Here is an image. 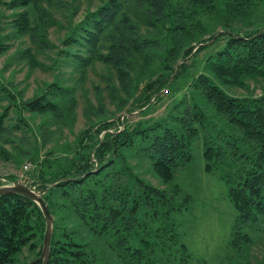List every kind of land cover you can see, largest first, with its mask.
Segmentation results:
<instances>
[{
    "label": "trees",
    "instance_id": "16d2710c",
    "mask_svg": "<svg viewBox=\"0 0 264 264\" xmlns=\"http://www.w3.org/2000/svg\"><path fill=\"white\" fill-rule=\"evenodd\" d=\"M86 2L75 20L80 0H0L12 30L0 31V56L18 46L17 62L27 67L21 86L0 80V158L12 159L9 143L16 162L24 154L35 162L32 182L22 183L42 192L53 218L47 264H189L171 214L193 202L175 177L196 140L203 169L226 184L237 212L229 246H253L264 223V87L255 94L264 80V0ZM53 9L67 18L59 45L49 38L63 26ZM212 38L210 46L224 42L188 74L209 43L194 47ZM47 51L48 65L39 59ZM98 64L107 71L93 85L97 104L87 101L86 126L74 133L79 96ZM63 65L74 75L63 76ZM39 68L52 79L24 97L25 80ZM168 96L164 113L148 116ZM31 115L43 117L33 153L15 144L16 131L32 130ZM52 138L63 144L47 147ZM45 227L31 199L0 195V264H14L24 249L31 257L20 264L39 257Z\"/></svg>",
    "mask_w": 264,
    "mask_h": 264
},
{
    "label": "rangeland",
    "instance_id": "374dc122",
    "mask_svg": "<svg viewBox=\"0 0 264 264\" xmlns=\"http://www.w3.org/2000/svg\"><path fill=\"white\" fill-rule=\"evenodd\" d=\"M82 8L76 14L75 20H77L82 13V10L87 5V0H80ZM96 1H94L95 3ZM54 10L55 16L63 26L51 28L49 30V38L55 44L59 45V40L67 32L66 25L67 18L60 10ZM10 10L4 9L0 5V31L2 34H9L12 32L10 16ZM23 39V45L28 44L27 38ZM224 40L218 41L217 44L201 50L195 57L194 62L189 61L192 65L189 67L188 74L198 70L202 64L206 54L213 51L218 46L223 44ZM16 45V44H15ZM13 46L9 49L5 56H0V70L3 68L5 59L9 60L10 65L0 76V80L6 84H20L27 73V67L23 62H17L15 56V48ZM50 56H53V52L47 51V55H39V59L48 65L50 63ZM94 70L89 71L88 80L84 87L87 89L85 97L79 96V103L76 109V122L73 127V132L76 133L79 129L86 126V119L84 117L85 105L91 102L93 106L97 104V98L93 91V85L100 82L99 72H106L107 69L98 66L94 67ZM61 74L63 76H69L72 72L70 65H63L61 68ZM52 79V72L44 69H35L34 72L25 81L26 90L24 97H31L34 89L40 83L50 81ZM70 80H68L69 82ZM255 84V94L261 93L262 87H264V80ZM12 83V84H11ZM253 86V82H250ZM21 86V84H20ZM248 92L242 89H236L235 94L246 95ZM105 95V94H104ZM106 97V96H105ZM169 96L164 98L161 102L155 105V109L151 111L148 116H159L164 113L165 105L169 101ZM89 100V101H88ZM88 101V102H87ZM106 108L114 110V105L105 99ZM171 103V101L169 102ZM29 118V114L24 113ZM29 124L32 128L27 131H16L18 145L30 153L34 152V145H39V136L37 142L34 141V132L40 126V122L43 119L41 115H31ZM138 115L136 112L131 114V120H136ZM119 123H117L118 125ZM69 140L73 139V134H69L68 130H65ZM33 133V135H32ZM48 134V131H45ZM47 147H57L62 145L61 141L58 142L56 138L47 143ZM4 147L12 155L11 160H4L0 158V184H3L5 178L16 175L21 182H32V170L35 169V162L28 158V155L24 154L19 161H15V151L11 148L9 143H5ZM45 149L41 148L38 153L39 160L43 158ZM60 152V151H59ZM58 152V153H59ZM200 141L196 140L193 143L192 159L185 165L181 166L176 171L175 181L187 192L191 193L193 202L191 206L183 211L173 212L171 219L178 224V230L181 233V239L187 246V251L191 255V261L189 264H264V223H262V229L254 235L255 244L253 246L243 247L241 250L236 251L229 246V240L232 237L233 224L235 222L237 212L233 208L229 198L227 196L226 184L217 178L215 172H206L203 169V158ZM16 157V156H15ZM17 158V157H16ZM26 166V167H25ZM261 224V223H260ZM245 230V228H244ZM253 236V235H252ZM243 245V244H242ZM20 259L14 264H20L26 257H31L28 251L24 249L22 255H19Z\"/></svg>",
    "mask_w": 264,
    "mask_h": 264
},
{
    "label": "water",
    "instance_id": "95a60500",
    "mask_svg": "<svg viewBox=\"0 0 264 264\" xmlns=\"http://www.w3.org/2000/svg\"><path fill=\"white\" fill-rule=\"evenodd\" d=\"M213 40L210 39L206 41L205 43H199L197 44L193 51L202 44H208ZM183 61V60H182ZM180 61V62H182ZM177 68V67H176ZM122 127V126H121ZM5 182L3 184H0V195L5 194V193H17L21 194L23 196L28 197L31 199L40 209L44 219H45V232L43 236V241H42V249L39 257L31 260L27 264H33L38 260H41V264H47L48 257H49V250H50V240H51V235H52V230H53V218L51 214L49 213V210L47 208V205L42 197V192H39L35 190L33 187L28 186L20 181H9V180H4Z\"/></svg>",
    "mask_w": 264,
    "mask_h": 264
},
{
    "label": "built area",
    "instance_id": "2783aa9c",
    "mask_svg": "<svg viewBox=\"0 0 264 264\" xmlns=\"http://www.w3.org/2000/svg\"><path fill=\"white\" fill-rule=\"evenodd\" d=\"M26 167V166H25Z\"/></svg>",
    "mask_w": 264,
    "mask_h": 264
}]
</instances>
